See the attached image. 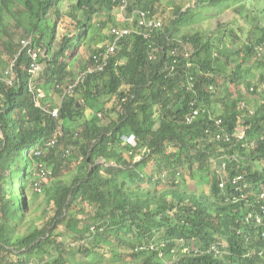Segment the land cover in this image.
I'll return each mask as SVG.
<instances>
[{"label":"trees","instance_id":"trees-1","mask_svg":"<svg viewBox=\"0 0 264 264\" xmlns=\"http://www.w3.org/2000/svg\"><path fill=\"white\" fill-rule=\"evenodd\" d=\"M121 1L60 9L64 0H0V264H264V227L255 222L264 185V7L239 42L233 31L203 39L183 30L200 22L201 5L222 14L260 0H200L169 20L161 0H132L128 12L161 23L148 36L113 15ZM5 15L39 52L31 87V59L1 29ZM114 27L134 33L104 59ZM240 129L245 139L236 138ZM129 136L135 146L124 143ZM38 165L53 166L41 186L31 179ZM238 176L246 189L233 185ZM196 179L201 193L188 188Z\"/></svg>","mask_w":264,"mask_h":264},{"label":"rangeland","instance_id":"rangeland-1","mask_svg":"<svg viewBox=\"0 0 264 264\" xmlns=\"http://www.w3.org/2000/svg\"><path fill=\"white\" fill-rule=\"evenodd\" d=\"M200 0H161V3L164 4V7L166 9L165 11V17L167 20L172 19L174 17L173 11L175 9H181L182 11H186L189 8H195L200 5ZM74 2V0H64L63 3L60 4L59 8L64 9L66 8L70 3ZM243 5L244 8L241 10L244 13V17H242L239 13L240 6ZM260 5L264 7V0H260V2H252V1H246L244 3H238L232 5L231 9L222 14H218V9H215L213 7L205 8L204 6H200L198 10L196 11L198 13V16L196 19H200V22L196 24L195 26H191L189 28H186L183 30V33L188 35H195L198 34L203 37V39H213L217 37L222 36L224 33L225 35L229 36L230 31H233L236 35H238V41L244 40V38L247 36V32L250 29V21L252 18L256 17L258 12L260 11ZM163 9V8H161ZM160 9V10H161ZM113 15H119L118 11H115ZM25 23L28 27V21L26 17H23ZM96 21H102V22H108V19L106 17H97ZM119 16H117V20H119ZM122 21V18L119 20ZM108 25V23H107ZM260 27L264 28V21H260L257 24ZM7 33L9 34L15 43H21V41L26 40L24 37V31L23 28L18 26L17 22L14 18H10L8 15H5V20L3 23V28ZM219 32L218 35H214L215 33ZM8 35V36H9ZM23 35V37H22ZM227 37V36H226ZM2 39L6 40V34L2 35ZM232 40L230 38L225 39V43L229 44V48H233L234 44L232 45ZM1 50V46H0ZM2 51H0L1 53ZM52 95V97H48V105L56 104L57 96ZM70 151H72V147H69ZM72 156V153H71ZM72 158V157H71ZM70 158V159H71ZM139 158H136L135 161H138ZM40 166V165H38ZM44 167V166H43ZM47 167V168H46ZM44 167V171L46 172V176L51 173V170L53 166H46ZM151 167H148L146 169V172H150ZM33 172H31V179L33 181L42 180L44 181V184H46V181L49 179H46L44 177L43 171H36L35 169H32ZM39 173V176H38ZM46 179V180H45ZM50 180V179H49ZM41 186V185H40ZM40 186L36 188L38 193L40 192ZM188 188L190 191H197L199 193L203 192L205 189V186L203 182H200L198 179L192 181L190 180ZM42 197L39 196L37 199H39V202L41 201ZM27 202L29 209H33L35 202L30 200L29 197H27ZM66 256V255H65ZM79 261V260H78Z\"/></svg>","mask_w":264,"mask_h":264},{"label":"clouds","instance_id":"clouds-1","mask_svg":"<svg viewBox=\"0 0 264 264\" xmlns=\"http://www.w3.org/2000/svg\"><path fill=\"white\" fill-rule=\"evenodd\" d=\"M132 0H126V3L125 4H123V0L121 1V4H120V7H119V9L118 10H116V11H118L119 12V15H117V16H119V18L121 19L122 18V22H124V23H127V24H129V25H132V24H134L135 26H136V28H138L139 30L140 29H146L148 32L147 33H145L144 34V36H148V35H150L151 34V32H153L154 30H159L160 28H161V23H160V21H158V20H154V19H150L147 15V12H145V11H143V10H133V11H131V12H128V8H127V6H128V4H129V2H131ZM141 13H143L145 16H144V21H145V24L144 25H141V20L143 19L142 17H141ZM116 16V17H117ZM119 19V20H120ZM157 23L158 24V27L156 28V29H154V28H152L151 27V25H150V23ZM150 25V26H149ZM113 30H117V31H128V33L127 34H125V35H123L121 38H119V39H117L116 38V35L113 33ZM131 33H134L133 32V29L132 28H124V29H119L118 27H114V28H111L109 31H108V34L110 35V37H111V43L107 46V48H106V56H104V59H107L108 57H109V55L114 51V49H115V47H116V45L121 41V39L124 37V36H126V35H128V34H131ZM26 40H23V41H21V43H20V45H21V49H22V51H24L25 52V54H26V56L29 58V60H30V64H29V70H28V73L31 75L30 76V87L32 86V82L36 79V77L38 76V73L41 71V68H42V66L41 65H39L38 63V66H39V71L37 72V74L35 75V76H33L31 73H30V69H31V64L33 63V60H32V58H31V56L29 55V51H31L32 53H35L36 55H37V58H36V62L37 61H39V52L38 51H36L32 46H31V43H30V41H31V39H27V38H25ZM23 43H26V46H25V48H24V46H23ZM110 47H113V51L112 52H109V49H110ZM103 58V57H102ZM96 59V58H95ZM88 72H89V74H91L92 73V69H89L88 70ZM5 75H7L8 76V83L9 84H11L12 83V79H13V69H12V65L9 67V69L6 71V73H5ZM11 82V83H10ZM68 89V88H67ZM55 109H58V107L56 106L55 107ZM55 109H53V110H55ZM52 110V111H53ZM58 115H59V109H58ZM56 118H58V117H56ZM241 130V129H240ZM239 130V131H240ZM238 131V132H239ZM237 132V133H238ZM236 133V134H237ZM131 139H133V141L131 140ZM245 139V138H244ZM52 141H55V144H56V140H51V141H49L46 145H45V148L48 150V149H51V148H54V146L53 147H51L50 146V143L52 142ZM130 141V142H129ZM124 143H126V144H128V145H132V146H135V138H134V136H129V137H127V138H125V140H124ZM70 152V150H68V152L67 153H69ZM41 166V165H40ZM38 170V169H37ZM36 170V171H37ZM238 177H241V176H238ZM242 183L243 182H245L244 181V179L242 178V181H241ZM241 182H239V183H241ZM238 183V184H239ZM246 186V187H245ZM247 188V185L245 184V183H243V189H246ZM41 190V189H40ZM261 215V214H260ZM259 215V216H260ZM250 217V216H249ZM247 219L248 218H246V222H248V221H250V219H248V221H247ZM255 222H256V220H255ZM258 224V223H257ZM259 225H261L262 227H264V225L263 224H259ZM263 233H264V228H263ZM263 233H262V238L264 239V237H263Z\"/></svg>","mask_w":264,"mask_h":264},{"label":"built area","instance_id":"built-area-1","mask_svg":"<svg viewBox=\"0 0 264 264\" xmlns=\"http://www.w3.org/2000/svg\"><path fill=\"white\" fill-rule=\"evenodd\" d=\"M126 3V0H123V4H125ZM144 14L143 13H141V17L143 18L142 20H141V25H144L145 24V21H144ZM150 25H151V27L152 28H154V29H156L157 27H158V24L155 22V23H150ZM149 25V26H150ZM113 33L116 35V38L117 39H119V38H121L123 35H125V34H127L128 33V31H117V30H113ZM23 46H24V48H25V46H26V43H23ZM113 51V47H110V49H109V52H112ZM29 55L31 56V58H32V60H33V63L31 64V69H30V73L33 75V76H35L36 74H37V72L39 71V66H38V64L36 63V58H37V55L35 54V53H32L31 51H29ZM11 83V82H10ZM70 89H72V87H69V90ZM51 115L54 117V118H56V117H58V109H55V110H53L52 112H51ZM198 115V111H196V110H194L188 117H187V122L188 123H190L194 118H196V116ZM218 124H219V122H218ZM245 134H246V131H245V129H241L237 134H236V138L238 139V140H242L243 138H245ZM222 139V134L220 135V134H218L217 136H216V140L217 141H220ZM263 140H264V138H262ZM132 141H133V139H131ZM227 142H229V138L227 137V140H226ZM130 142V141H129ZM55 145V141H52L51 143H50V146L51 147H53ZM222 168L224 169L225 168V164L222 166ZM38 171H43L44 172V177L46 178V172L44 171V167H42V166H39L38 167V170H37V172ZM38 176H39V173H38ZM40 177V176H39ZM242 181V177H236V179L235 180H233V185H236V184H238L239 182H241ZM41 182H42V180H39L38 181V185H40L41 184ZM246 187V186H245ZM37 188H38V186H37ZM220 188L221 189H223L224 188V182H222L221 184H220ZM258 196H259V200L261 201V204H260V207H259V209H260V212H261V215L259 216V215H257L256 217H255V220H256V223H258V224H263L264 225V185H262L261 186V190H260V193L258 194ZM248 219H250V217H248ZM248 219H247V221H248ZM263 237H264V233H263Z\"/></svg>","mask_w":264,"mask_h":264}]
</instances>
